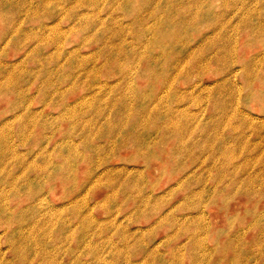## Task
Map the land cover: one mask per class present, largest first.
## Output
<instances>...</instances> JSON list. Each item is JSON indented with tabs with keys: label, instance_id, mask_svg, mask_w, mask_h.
Here are the masks:
<instances>
[{
	"label": "rangeland",
	"instance_id": "obj_1",
	"mask_svg": "<svg viewBox=\"0 0 264 264\" xmlns=\"http://www.w3.org/2000/svg\"><path fill=\"white\" fill-rule=\"evenodd\" d=\"M0 264H264V0H0Z\"/></svg>",
	"mask_w": 264,
	"mask_h": 264
}]
</instances>
